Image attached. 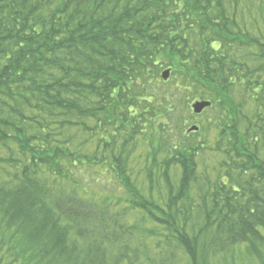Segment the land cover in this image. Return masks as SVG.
Wrapping results in <instances>:
<instances>
[{
    "label": "trees",
    "instance_id": "obj_1",
    "mask_svg": "<svg viewBox=\"0 0 264 264\" xmlns=\"http://www.w3.org/2000/svg\"><path fill=\"white\" fill-rule=\"evenodd\" d=\"M248 1L0 0V264H264V0ZM178 90L210 101L217 160L184 143Z\"/></svg>",
    "mask_w": 264,
    "mask_h": 264
},
{
    "label": "rangeland",
    "instance_id": "obj_2",
    "mask_svg": "<svg viewBox=\"0 0 264 264\" xmlns=\"http://www.w3.org/2000/svg\"><path fill=\"white\" fill-rule=\"evenodd\" d=\"M247 8H252L256 5V3H253L252 0H249L246 2ZM251 17L244 13L241 16V23H244V20L246 22V26H249V24L252 22ZM250 28V26H249ZM169 80L167 82H161L158 87L154 85V91L156 95H162L166 91H168V86H171L173 84L174 79L169 77ZM184 95L182 91L178 90V92L174 93V98L175 101L173 105L175 108H177L178 112L176 113V116L179 114V111H182L183 108L186 107L187 110H184V122L183 126L185 129V132H188L187 129L190 128L192 125H195L198 127L197 130L193 131L191 130V133L188 135V138L185 139L184 143L188 144H194L198 143L200 146H202V152L200 156L198 157L199 159V164L203 165L204 163H208V159L212 161V157H216L215 160H217L220 156L217 155V152H212L210 149H214L216 147V142H217V129H216V117L213 115L214 112H211L210 105L206 108L201 110L199 113L194 112L191 110V104L194 103L196 100H200L198 98L190 99L188 100L189 102L187 103L186 100L183 103V98L182 96L179 98H176L177 95ZM170 127L172 128V131L176 136H180V129L176 126V122L171 119L170 121ZM185 135V134H184ZM206 147V149H204ZM93 173V178H95L97 181L90 182L89 187L96 191V192H114L112 190L116 189V185L110 183L108 180V174L106 173L105 175L102 174L99 171H94ZM244 264H247V261H243Z\"/></svg>",
    "mask_w": 264,
    "mask_h": 264
},
{
    "label": "water",
    "instance_id": "obj_3",
    "mask_svg": "<svg viewBox=\"0 0 264 264\" xmlns=\"http://www.w3.org/2000/svg\"><path fill=\"white\" fill-rule=\"evenodd\" d=\"M168 75H169V70H165L162 72L161 77L163 79H167ZM209 105H210L209 101H196L195 103L192 104V108H193L194 112L199 113L202 109H204L205 107H208ZM196 129H197L196 126H191L189 128V131L190 130H196Z\"/></svg>",
    "mask_w": 264,
    "mask_h": 264
}]
</instances>
